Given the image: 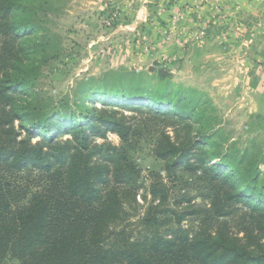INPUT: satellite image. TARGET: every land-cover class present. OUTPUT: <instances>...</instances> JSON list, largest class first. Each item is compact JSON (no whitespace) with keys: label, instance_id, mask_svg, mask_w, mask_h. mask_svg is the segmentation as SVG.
<instances>
[{"label":"trees","instance_id":"1","mask_svg":"<svg viewBox=\"0 0 264 264\" xmlns=\"http://www.w3.org/2000/svg\"><path fill=\"white\" fill-rule=\"evenodd\" d=\"M33 1L0 0V264H264L260 174L218 151L182 91L170 98L92 78L72 105L37 101L32 73L46 59L35 56L48 47L33 44ZM119 107L159 121L154 155L169 182L184 166L197 175L196 196L172 201L160 174L146 185ZM108 132L124 145L92 139Z\"/></svg>","mask_w":264,"mask_h":264},{"label":"rangeland","instance_id":"2","mask_svg":"<svg viewBox=\"0 0 264 264\" xmlns=\"http://www.w3.org/2000/svg\"><path fill=\"white\" fill-rule=\"evenodd\" d=\"M205 5L206 0H34L30 13L36 26L33 44L40 50L48 47V53L35 56L36 63L46 59L32 73L37 101L55 108L61 103L72 105L92 78H106L113 86L124 83L133 88L128 91L166 93L170 98L180 97L174 93L182 91L188 103L199 104L189 112L203 117L204 132L213 134L218 151L242 171L259 172L263 185L264 61L250 58L251 46L236 43L242 33L227 29L223 18H216L215 12L221 13L218 5L213 6L211 19L198 15L209 8ZM232 39L234 43L225 44ZM200 45L204 48L197 53ZM96 104L102 107V102ZM129 108L115 110L133 126L128 154L142 169L146 185L154 173L160 174L172 201L184 196L192 199L200 186L197 175L184 166L178 181L169 182L165 161L154 155L162 126L148 109L139 113ZM192 124L197 122L192 120ZM69 138V133L59 136ZM92 139L124 145L111 132L105 139ZM204 201L197 198L193 203L203 206ZM1 264L21 263L9 256Z\"/></svg>","mask_w":264,"mask_h":264},{"label":"crops","instance_id":"3","mask_svg":"<svg viewBox=\"0 0 264 264\" xmlns=\"http://www.w3.org/2000/svg\"><path fill=\"white\" fill-rule=\"evenodd\" d=\"M209 6L198 12L201 17L205 15L206 19H211V11L215 12L213 6L218 5L221 13L216 14V18H223L222 23L227 29L239 30L244 36H240L236 43H244L251 46L253 55L250 58L254 60L264 61V0H206ZM191 3V1H189ZM194 4V3H192ZM206 6V5H205ZM206 6V7H208ZM217 10V9H216ZM217 10V11H218ZM204 18V19H205ZM205 21V20H202ZM224 21V22H223ZM197 22V21H195ZM218 21L215 19L214 24ZM223 28V27H222ZM211 39H201L203 43L211 42ZM235 39L225 44L234 43ZM202 45L198 48L197 53L202 52ZM250 56V55H249ZM249 58V57H248Z\"/></svg>","mask_w":264,"mask_h":264}]
</instances>
